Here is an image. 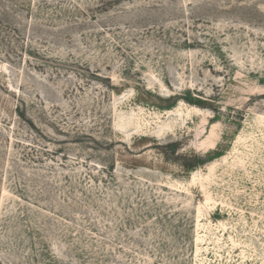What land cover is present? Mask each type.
Wrapping results in <instances>:
<instances>
[{
  "label": "rangeland",
  "instance_id": "rangeland-1",
  "mask_svg": "<svg viewBox=\"0 0 264 264\" xmlns=\"http://www.w3.org/2000/svg\"><path fill=\"white\" fill-rule=\"evenodd\" d=\"M0 264H264V0H0Z\"/></svg>",
  "mask_w": 264,
  "mask_h": 264
}]
</instances>
